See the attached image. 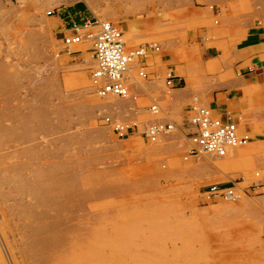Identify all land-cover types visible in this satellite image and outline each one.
<instances>
[{
  "label": "rangeland",
  "instance_id": "374dc122",
  "mask_svg": "<svg viewBox=\"0 0 264 264\" xmlns=\"http://www.w3.org/2000/svg\"><path fill=\"white\" fill-rule=\"evenodd\" d=\"M79 1L0 0V264H52L71 241L80 264H264V82L207 75L177 99L174 77L141 60L146 79L128 98H102L90 88V45L60 49L84 19L57 17ZM205 86L224 90L248 129L247 144L223 156L189 151V106ZM148 123L170 128L148 142ZM210 185H234L238 198Z\"/></svg>",
  "mask_w": 264,
  "mask_h": 264
},
{
  "label": "crops",
  "instance_id": "0c3cea01",
  "mask_svg": "<svg viewBox=\"0 0 264 264\" xmlns=\"http://www.w3.org/2000/svg\"><path fill=\"white\" fill-rule=\"evenodd\" d=\"M85 1L76 2L64 14L58 15V21L68 27L72 21L96 18L93 14L97 13L104 16L105 22L114 24L122 31L127 47L155 43L159 52H150L142 61L143 64L149 61L157 71L160 66L157 73L166 71L174 77L172 82L178 86L172 88L173 98L193 95V84L207 75L216 80L223 79L228 85L234 82L232 75L236 77L234 85L237 82H254L252 89L263 85L264 0ZM99 8L102 11L100 13ZM102 8L108 10L105 12ZM135 69L136 64L133 71ZM227 73L230 75L227 76ZM223 74L226 76L222 77ZM137 78H129V92L133 84L137 83ZM81 81H85L84 74L81 75ZM183 81L187 85H180ZM144 87L149 89L148 92H151L150 88L155 89L153 82ZM215 90L210 92L206 86L203 89L199 87L196 92L198 96L195 95L199 104L210 109L215 116L225 118L228 115L232 120L237 119L234 122L240 130L248 133L245 124L239 123V118L231 115L227 109L224 98L228 96L225 91ZM155 107L159 111L157 104ZM149 112L154 114L150 109ZM247 149L252 152L254 148L249 146ZM245 152L246 157L249 153ZM230 160H233L232 156Z\"/></svg>",
  "mask_w": 264,
  "mask_h": 264
},
{
  "label": "built area",
  "instance_id": "2783aa9c",
  "mask_svg": "<svg viewBox=\"0 0 264 264\" xmlns=\"http://www.w3.org/2000/svg\"><path fill=\"white\" fill-rule=\"evenodd\" d=\"M51 13H54V9L47 11V14ZM65 31L60 40L62 46L60 49L68 53L67 48L72 43L82 41L90 43L94 67L90 69L89 80L94 92L101 97L107 95L126 97L128 95L129 66L132 63L136 64V76L146 79V73L142 64L140 65V61L150 52H159V47L151 42L135 47H126L119 28L110 22H100L96 18L84 19L81 24L72 22ZM165 80L169 84L170 74L166 75ZM195 100L189 106L191 112L189 122L192 130L189 135L192 144L190 153L221 155L226 147L241 145L248 141V133L240 130L236 122L227 117L221 118L213 115L208 108ZM104 120L110 122L109 117H105ZM124 128L125 126L121 124H114L112 127L118 135L127 129V127ZM168 128H170L169 125L155 123L149 125L148 128L144 127L143 134L148 140H155L159 133L168 131ZM206 193L221 195L226 200L238 198L234 185L224 188L210 185ZM260 237L264 239V224L261 226Z\"/></svg>",
  "mask_w": 264,
  "mask_h": 264
},
{
  "label": "bare ground",
  "instance_id": "6f19581e",
  "mask_svg": "<svg viewBox=\"0 0 264 264\" xmlns=\"http://www.w3.org/2000/svg\"><path fill=\"white\" fill-rule=\"evenodd\" d=\"M98 20V19H97ZM99 21V20H98ZM101 22V21H100ZM114 25V24H113ZM117 27V26H116ZM118 28V27H117ZM122 32V31H121ZM122 38H123V34H122ZM124 40V39H123ZM83 43H87V44H90L89 42H86V41H82V42H77V43H72L69 45V47L67 49H70L76 45H79V44H83ZM126 46V45H125ZM56 47V46H55ZM153 53V52H152ZM147 57V55H146ZM134 63H132L130 66H129V69H128V78H131L134 80L136 78V76L133 74V66ZM133 66V67H132ZM129 80V79H128ZM128 80H127V86L129 87V84H128ZM92 87V85H91ZM92 90H93V87H92ZM94 92V90H93ZM95 93V92H94ZM96 94V93H95ZM99 96V95H98ZM129 96V88H128V95L126 97ZM101 97V96H100ZM106 97H116V98H120V99H124L126 97H118V96H115V95H107V96H104L102 98H106ZM150 110L152 111V113L154 114H157V109L156 107H151ZM152 123H148L146 125V128H148L149 125H151ZM15 132V131H14ZM157 137V136H156ZM158 140L152 142V143H156ZM32 142V141H31ZM148 142H151V140L149 139ZM248 142V141H247ZM246 142V144H247ZM7 143V142H6ZM41 143V142H40ZM48 144V143H46ZM245 144V143H244ZM241 146H244L243 144L241 145H236V146H228L226 147L225 151L223 154L221 155H218V154H213V153H206V154H213V155H217V156H223L226 154L227 150H229L230 148H234V147H241ZM18 149V148H16ZM33 149V148H32ZM35 149V148H34ZM35 151V150H34ZM25 154V153H24ZM199 154V153H198ZM200 154H203V153H200ZM16 157V156H15ZM20 161V160H19ZM22 161V160H21ZM41 163V162H40ZM44 167V166H43ZM7 168V167H6ZM37 171V170H36ZM46 173V172H45ZM25 175V174H24ZM9 176V175H8ZM38 176V175H37ZM24 182V181H23ZM12 184V183H11ZM56 185V184H55ZM5 186V185H4ZM53 186V184H52ZM18 187V186H17ZM39 188V186H38ZM50 190V189H49ZM45 191H47L45 189ZM52 193H54L52 191ZM50 194V193H49ZM48 198V197H47ZM25 199V198H24ZM38 199V198H37ZM17 200V199H16ZM45 200V199H44ZM39 201V200H38ZM47 201V200H46ZM45 201V202H46ZM27 203V202H26ZM25 203V204H26ZM52 206V205H51ZM49 209V208H48ZM72 215V214H71ZM49 216V215H48ZM63 217H67L66 215L63 216ZM31 219V218H30ZM42 219V218H41ZM51 220V219H50ZM70 220V219H69ZM9 221V220H8ZM47 223V222H46ZM53 227V226H52ZM40 229V228H39ZM66 230V229H65ZM43 237V236H42ZM78 237H76L75 239H77ZM79 239V238H78ZM79 242V240H77ZM76 241V242H77ZM73 241H71V244H66L63 249H64V254L63 255H57L56 257H54L52 260H50V263L52 264H80V259H81V250L78 248V246H76V243H72ZM75 242V241H74ZM35 244V243H34ZM78 244V243H77ZM80 247V246H79Z\"/></svg>",
  "mask_w": 264,
  "mask_h": 264
}]
</instances>
